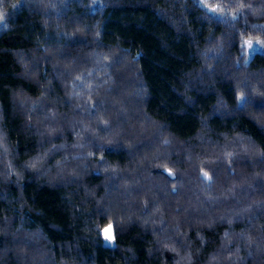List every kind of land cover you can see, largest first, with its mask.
Returning <instances> with one entry per match:
<instances>
[{
  "label": "trees",
  "instance_id": "trees-1",
  "mask_svg": "<svg viewBox=\"0 0 264 264\" xmlns=\"http://www.w3.org/2000/svg\"><path fill=\"white\" fill-rule=\"evenodd\" d=\"M0 14V264H264V0Z\"/></svg>",
  "mask_w": 264,
  "mask_h": 264
},
{
  "label": "snow or ice",
  "instance_id": "snow-or-ice-1",
  "mask_svg": "<svg viewBox=\"0 0 264 264\" xmlns=\"http://www.w3.org/2000/svg\"><path fill=\"white\" fill-rule=\"evenodd\" d=\"M2 19H3V15L0 14V20H2ZM246 44L249 48H252V42L250 40L246 41ZM169 174H171V173H169ZM204 175H205V177H207L208 174L205 172ZM104 233H105V239L111 241L113 239L112 225H109L106 229H104Z\"/></svg>",
  "mask_w": 264,
  "mask_h": 264
},
{
  "label": "rangeland",
  "instance_id": "rangeland-1",
  "mask_svg": "<svg viewBox=\"0 0 264 264\" xmlns=\"http://www.w3.org/2000/svg\"><path fill=\"white\" fill-rule=\"evenodd\" d=\"M254 48V45H252V48H250L251 50ZM248 49V51L250 50ZM251 52V51H250ZM249 52V53H250ZM110 225V224H109ZM109 225L105 226L103 229H102V238H103V243L107 246H113L114 245V238L109 241V240H106L105 239V233H104V229H106ZM112 236H113V231H112Z\"/></svg>",
  "mask_w": 264,
  "mask_h": 264
}]
</instances>
